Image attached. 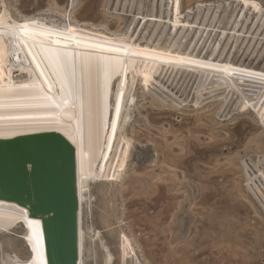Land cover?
Masks as SVG:
<instances>
[{
	"label": "rangeland",
	"instance_id": "obj_1",
	"mask_svg": "<svg viewBox=\"0 0 264 264\" xmlns=\"http://www.w3.org/2000/svg\"><path fill=\"white\" fill-rule=\"evenodd\" d=\"M6 1L18 15L41 14L64 22L67 14L73 23L112 39H122L131 27L135 30L136 17H152L154 4V0ZM161 1L156 3L155 20L170 26L175 18L194 22L201 10L200 27L205 13L218 5L234 7L240 3L239 11L248 3L264 8V0H163L161 15ZM176 2L180 5L178 16L174 15ZM147 23L144 31L148 36L157 24ZM166 28L167 24H163L159 35ZM227 28L225 23L220 32L230 34ZM172 31L167 32L165 47L170 44ZM263 35L264 31L260 38ZM229 37L221 43L220 36L212 41L210 35L198 54L208 58L211 50L231 51L239 43L234 61L241 62L247 56V66L264 69V40L257 50L261 41L252 48V39L246 45L245 39L236 42L235 38L229 46ZM152 68H140L142 75L129 126L132 148L122 177L116 182L91 185V204L85 211V264H105L109 254L113 256L110 264H123L124 259L129 264L133 259L139 264H264V210L246 189L248 181L242 167L248 160L256 166L264 158V94L239 109L251 108L260 123L251 112L219 117L225 109L223 98H211L192 107L190 95L182 104H191L175 107L179 100L174 97L176 103L172 102L151 86ZM184 73L177 71L181 74L177 79L170 75L155 79L176 93L181 79L186 77ZM103 150L104 147L99 156ZM93 168L99 169L98 165ZM253 171H257L255 167ZM25 234L18 226L0 236V263L14 254L28 261L29 248L21 239Z\"/></svg>",
	"mask_w": 264,
	"mask_h": 264
},
{
	"label": "bare ground",
	"instance_id": "obj_2",
	"mask_svg": "<svg viewBox=\"0 0 264 264\" xmlns=\"http://www.w3.org/2000/svg\"><path fill=\"white\" fill-rule=\"evenodd\" d=\"M153 2L152 17H136L133 25L137 23L138 26L135 30L131 27L122 39H112L73 23L67 14L64 22L41 14L18 15L6 0H0V126L5 132L0 138L57 131L75 145L80 202L79 264H85L86 260L85 211L88 212L91 204V185L120 180L128 162L133 141L129 126L134 116L142 66L153 67L150 75L151 86L172 102L179 100L181 105L191 95L194 107L211 98H223L224 108L233 100L235 108L240 109L242 105L252 104L251 100H256L264 94V86L250 94L244 91L242 83L245 79L260 81L257 80L259 77H250L249 74H264V69L247 66L244 63L247 56L241 62L234 61L235 48L239 43L235 44L231 51L225 47L221 53L220 48L211 50L208 58L199 55L210 35L212 41L217 35L220 36L221 43L230 36L229 44L227 43L229 46L235 38L236 42L245 39L246 45L252 39V48L261 41L257 48L259 50L264 40V35L260 38L264 31V8L256 3L252 7L248 3L239 11L240 3L234 7L218 5L205 13L202 26L199 27V10L194 22H181L175 18L173 24L170 26L168 23L167 28L159 35L165 23L161 19L155 20L157 0ZM135 6L134 2L133 11ZM164 6L162 0L161 15ZM169 7L171 8V5ZM221 7L224 9L221 10ZM247 12L250 15H247ZM255 12V17L251 18ZM168 13L170 18L171 12ZM179 14L180 5L176 2L174 15ZM147 22L151 25L157 24L148 36L147 30L144 31ZM225 23L227 30L231 31L230 34L226 31L220 32ZM21 25L27 27L22 28ZM194 27H197L198 31ZM170 29H173L172 39L168 47H165L163 42ZM195 30L198 33L188 47L187 43L192 39ZM49 40L59 41L54 47L66 49L68 59L74 61V65L70 62L64 71L58 72L52 54L46 51ZM112 46H117L120 50L110 51ZM183 50L186 52H182ZM97 56H103L104 61L97 64ZM89 57L93 60L92 69L82 72V62ZM108 58L120 61L112 71L110 79L106 77L104 70ZM37 63L40 68H37ZM41 70L44 72L43 76L40 75ZM177 71L185 72L186 77L181 79L176 93L155 79L159 75H170V78L177 79L176 77L182 74L179 76ZM46 80L49 83H45ZM261 82L264 84V80ZM70 87L75 96L68 98L66 106L50 108L41 99L51 96L57 104H61L63 99L67 98ZM117 103L120 105L119 115L116 113ZM220 113H223V109ZM52 121L56 123L53 124ZM113 123L116 125L115 132L112 130ZM102 147L103 154L99 156ZM96 165L99 169L93 168ZM254 167L257 171H253V174L245 172L247 186L264 210V158ZM18 209L15 205H0V236L12 232L18 226L23 229L26 227V234L21 238L26 240L24 242L29 245L32 253L27 262L14 254L0 264H46L40 225L30 221L28 215L21 212L25 209ZM0 254L2 260L1 249ZM112 258L111 254L107 255L105 264H110ZM123 264H129L127 259H124ZM131 264H139V260L133 259Z\"/></svg>",
	"mask_w": 264,
	"mask_h": 264
},
{
	"label": "water",
	"instance_id": "obj_3",
	"mask_svg": "<svg viewBox=\"0 0 264 264\" xmlns=\"http://www.w3.org/2000/svg\"><path fill=\"white\" fill-rule=\"evenodd\" d=\"M257 80L245 79L244 91L250 94L263 88L262 80ZM234 105L233 100L229 102L219 117L251 112L260 123L251 108L241 111ZM242 167L244 178L246 171L254 169L250 160ZM245 187L249 191L247 184ZM0 205L25 209L20 211L40 225L46 264H79L77 149L62 133L43 131L0 138Z\"/></svg>",
	"mask_w": 264,
	"mask_h": 264
},
{
	"label": "snow or ice",
	"instance_id": "obj_4",
	"mask_svg": "<svg viewBox=\"0 0 264 264\" xmlns=\"http://www.w3.org/2000/svg\"><path fill=\"white\" fill-rule=\"evenodd\" d=\"M21 27L22 28H26L27 25H21ZM47 43H48V47L46 48V51L49 52L50 54H52V56L54 58V62L58 66V72L64 71V69L67 67V65L70 62H72L73 65H74V61H70L68 59V53H67L66 49H61V48L54 47V45L58 44L59 41L49 40ZM109 50L110 51H119L120 49L117 46H112ZM104 59L105 58L103 56L95 57V61L97 62V64H100L101 62H103ZM119 63H120L119 60L113 61L112 58H108V63L104 67L105 75H106L107 78L110 79L112 71L115 69L116 65L119 64ZM92 66H93V60H92L91 57H89L87 60L82 62V72L83 71H91ZM37 68H40L39 63H37ZM40 75L41 76L44 75V72L42 70L40 72ZM249 76L250 77L251 76H256V77H259L261 80H264V74H249ZM45 83H49V82L46 80ZM50 90H51V84H49V91ZM61 91L63 92V89H61ZM73 96H75V92L70 87L69 90H68V93H67V98L63 99L61 104H57L56 101L54 100V98L51 97V96H45V97H42L41 99L50 108H60V107L66 106L68 104V102H69L68 98H71ZM119 112H120V105H119V103H117V105H116V113H117V115H119ZM66 115H67V113H66ZM69 118H71V117H69ZM51 123L55 124L56 121H52ZM56 130H58V129H56ZM112 130H113V132H115V130H116L115 123H113V125H112ZM4 134H5L4 129H3L2 126H0V136H2Z\"/></svg>",
	"mask_w": 264,
	"mask_h": 264
}]
</instances>
